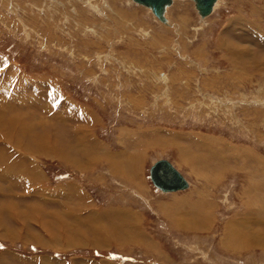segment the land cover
Listing matches in <instances>:
<instances>
[{
	"label": "rangeland",
	"instance_id": "obj_1",
	"mask_svg": "<svg viewBox=\"0 0 264 264\" xmlns=\"http://www.w3.org/2000/svg\"><path fill=\"white\" fill-rule=\"evenodd\" d=\"M213 9L0 0V264H264V0Z\"/></svg>",
	"mask_w": 264,
	"mask_h": 264
},
{
	"label": "water",
	"instance_id": "obj_2",
	"mask_svg": "<svg viewBox=\"0 0 264 264\" xmlns=\"http://www.w3.org/2000/svg\"><path fill=\"white\" fill-rule=\"evenodd\" d=\"M138 3L152 7V12L162 18L164 6L172 0H135ZM200 14L207 16L211 13L215 0H196ZM150 177L156 187L164 191L185 189L188 182L181 172L167 159L156 161L150 171Z\"/></svg>",
	"mask_w": 264,
	"mask_h": 264
},
{
	"label": "bare ground",
	"instance_id": "obj_3",
	"mask_svg": "<svg viewBox=\"0 0 264 264\" xmlns=\"http://www.w3.org/2000/svg\"><path fill=\"white\" fill-rule=\"evenodd\" d=\"M135 1V0H134ZM173 1V0H172ZM171 1V2H172ZM137 2V1H136ZM170 2V3H171ZM138 3V2H137ZM170 3H168V4H170ZM215 3H216V0H215V2H214V5H215ZM141 4V3H140ZM168 4H166L165 6H164V10H163V15H162V18H159V19H161V20H165V17H164V13H165V10H166V7L168 6ZM196 4H197V1H196ZM142 5H144V4H142ZM214 5H213V7H214ZM145 6H148V5H145ZM149 8H151L152 9V7L151 6H148ZM213 7H212V11H211V13L213 12ZM200 11V10H199ZM210 13V14H211ZM209 14V15H210ZM203 17H205L204 15H202ZM208 16V15H207ZM237 60V59H236ZM239 61V60H238ZM240 63V62H239ZM13 70V69H12ZM2 79V78H1ZM8 81V80H7ZM11 81V80H10ZM2 87V86H1ZM5 87V86H4ZM5 109V108H4ZM7 112V111H6ZM83 128V127H82ZM80 129V128H79ZM78 129V130H79ZM84 130V129H83ZM76 132V131H75ZM77 134V133H76ZM82 134H84V133H82ZM79 143V142H78ZM33 146V145H32ZM3 147V146H2ZM76 147H78L77 145H76ZM4 148H5V145H4ZM62 148V147H61ZM68 154H63L62 155V159H67L66 158V156H67ZM23 158H24V155H23ZM22 159V158H21ZM9 160V159H8ZM21 161H23V160H21ZM68 161V160H67ZM173 164V163H172ZM174 165V164H173ZM1 167H2V165H1ZM4 170V169H3ZM27 171V170H26ZM151 171V170H150ZM39 174V171L37 172H35V174ZM9 174V173H8ZM182 174V173H181ZM259 174V173H258ZM12 175V174H11ZM183 175V174H182ZM184 176V175H183ZM185 177V176H184ZM20 184H21V187H24V185H25V183H28L30 180H31V177L30 176H28L27 175V173L25 172V171H23L21 174H20ZM185 179L187 180V178L185 177ZM17 182V181H16ZM187 182H188V186H189V181L187 180ZM259 182V181H258ZM24 183V184H23ZM18 184V183H17ZM28 187V186H27ZM38 188V187H37ZM188 188V187H187ZM187 188H185V189H187ZM38 189H40V188H38ZM262 189V188H261ZM161 191H163V192H173L174 193V191L176 192V191H179V190H184V189H178V190H174V191H164V190H162V189H160ZM263 190H264V188H263ZM73 191H75V190H73ZM252 194V193H251ZM255 194V193H254ZM260 194V193H259ZM41 200V199H40ZM264 201V200H263ZM259 204V203H258ZM29 208V207H28ZM80 208V207H79ZM95 211V210H94ZM257 214V213H256ZM51 215V214H50ZM70 215V214H69ZM89 215V214H88ZM55 216H57V215H55ZM85 216V215H84ZM52 217V216H51ZM60 217H62V216H60ZM81 217V216H80ZM71 219H72V217H71ZM76 219V218H75ZM86 219V218H85ZM262 219V218H261ZM84 221V220H83ZM57 222V221H56ZM77 222V221H76ZM69 223V222H68ZM87 225V224H86ZM85 225V226H86ZM93 225H94V223H93ZM80 226V225H79ZM88 227H89V224H88ZM92 227V226H91ZM96 227V226H95ZM93 228V227H92ZM94 232H96V231H94ZM93 232V233H94ZM97 233V232H96ZM100 233V232H99ZM67 235V234H66ZM86 236V235H85ZM102 236V235H101ZM121 236V235H120ZM261 238V237H260ZM264 241V240H263ZM261 243V242H260ZM263 243V242H262ZM247 249V248H246Z\"/></svg>",
	"mask_w": 264,
	"mask_h": 264
},
{
	"label": "crops",
	"instance_id": "obj_4",
	"mask_svg": "<svg viewBox=\"0 0 264 264\" xmlns=\"http://www.w3.org/2000/svg\"><path fill=\"white\" fill-rule=\"evenodd\" d=\"M106 159H108V157L106 156ZM175 166V165H174ZM113 167V171H114V175H115V172L117 171L118 172V174H125L126 176L128 175V177L129 178H131V179H134V177H136L137 176V171L135 170L136 168H134V167H131V166H129L126 162H125V165H124V167L122 168V167H115L114 168V166H112ZM176 167V166H175ZM177 168V167H176ZM178 169V168H177ZM179 170V169H178ZM180 171V170H179ZM181 172V171H180ZM136 179V178H135ZM166 205V204H165ZM164 205V206H165Z\"/></svg>",
	"mask_w": 264,
	"mask_h": 264
}]
</instances>
